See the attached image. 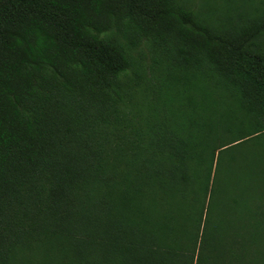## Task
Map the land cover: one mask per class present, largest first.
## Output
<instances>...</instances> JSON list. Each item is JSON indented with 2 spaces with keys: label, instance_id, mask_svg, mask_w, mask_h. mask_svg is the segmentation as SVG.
I'll use <instances>...</instances> for the list:
<instances>
[{
  "label": "trees",
  "instance_id": "obj_1",
  "mask_svg": "<svg viewBox=\"0 0 264 264\" xmlns=\"http://www.w3.org/2000/svg\"><path fill=\"white\" fill-rule=\"evenodd\" d=\"M0 264H264V0H0Z\"/></svg>",
  "mask_w": 264,
  "mask_h": 264
}]
</instances>
